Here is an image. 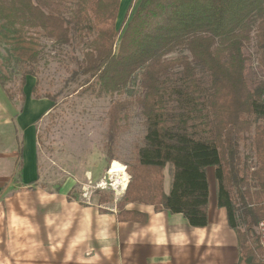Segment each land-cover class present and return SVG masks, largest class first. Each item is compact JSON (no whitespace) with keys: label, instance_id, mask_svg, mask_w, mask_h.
I'll list each match as a JSON object with an SVG mask.
<instances>
[{"label":"trees","instance_id":"1","mask_svg":"<svg viewBox=\"0 0 264 264\" xmlns=\"http://www.w3.org/2000/svg\"><path fill=\"white\" fill-rule=\"evenodd\" d=\"M120 7L121 0H0V50L6 48L20 78L17 91L7 90L1 63L4 92L10 101L18 96L25 102L42 39L83 49L81 68L89 77L83 91L124 95L136 84L133 101H115L109 114L110 140L126 129L131 104L146 125L144 145L127 164L131 179L117 204L118 221L146 224L147 215L126 210L137 204L207 228L213 169L217 205L237 235V264H264L255 234L264 221V79L248 75L255 41L264 78V0H140L123 32L117 28ZM38 89L37 81L35 99L55 102ZM251 134L253 168L240 155Z\"/></svg>","mask_w":264,"mask_h":264},{"label":"rangeland","instance_id":"2","mask_svg":"<svg viewBox=\"0 0 264 264\" xmlns=\"http://www.w3.org/2000/svg\"><path fill=\"white\" fill-rule=\"evenodd\" d=\"M139 1L136 0L131 9L130 5L120 12L117 28L121 32L126 26V15L130 20ZM42 44L37 78H29L28 82L38 81L39 96L44 98L50 95L55 102L34 125L38 145L32 166H35L36 173L30 176L28 186H24L22 180L25 177L26 158L28 167L32 160L34 132L30 125L39 108L34 101L27 105L20 124L26 135L24 146L15 118L23 110L24 104L18 96L9 102L0 84V183L4 179L13 181L11 186H0V195L9 196L13 207L11 218L1 219L0 226L70 227L74 210L79 212L94 208L102 212L117 211V204L126 192L124 187H128L131 179L127 164L133 160L136 148L144 145L145 120L134 104L129 105L127 110V127L123 133L114 140L108 137L113 103L119 99L133 101V96L140 91L136 84L124 95L98 97L92 92L83 91L81 86L89 78L81 68L83 49L73 45L57 46L45 39H42ZM250 53L249 79H264L258 69L255 41ZM0 58L3 65L1 72L9 80L5 82V88L15 92L20 78L5 47L0 50ZM10 106L13 107L12 117L8 115ZM4 117H8L7 120L12 123L5 124ZM261 124L264 125V120ZM252 142L253 134L240 144L242 162L250 168L255 163ZM4 152L7 154H1ZM115 162L125 168L126 174L110 175ZM164 174L165 179L171 177V169L167 168ZM210 175L214 197L218 193V184L213 180V169ZM104 201L106 203L102 204ZM255 234H258V229Z\"/></svg>","mask_w":264,"mask_h":264},{"label":"crops","instance_id":"3","mask_svg":"<svg viewBox=\"0 0 264 264\" xmlns=\"http://www.w3.org/2000/svg\"><path fill=\"white\" fill-rule=\"evenodd\" d=\"M132 2L121 0L120 12ZM34 85L29 80L23 110L15 117L25 146L26 135L20 124L29 102L34 101L39 108L30 125L34 132V149L30 167L25 157L24 186L30 184V176L36 173L32 166L38 145L34 125L51 108L49 100L34 98ZM8 109L12 117L13 107ZM7 118L4 117L5 124H11ZM171 180V177L165 179L166 194L170 192ZM1 182L0 186H11L13 181ZM209 183L210 224L207 228H193L182 215L156 212L154 207L145 205L130 204L126 210L147 215L146 224L119 222L118 209L111 212L94 208L74 210L70 227L0 226V264H237L240 258L237 235L228 224L226 209L217 205L218 193L213 197L210 171ZM12 214L9 196L1 194L0 221L10 219Z\"/></svg>","mask_w":264,"mask_h":264},{"label":"bare ground","instance_id":"4","mask_svg":"<svg viewBox=\"0 0 264 264\" xmlns=\"http://www.w3.org/2000/svg\"><path fill=\"white\" fill-rule=\"evenodd\" d=\"M115 174H120L121 176L126 174L125 168L122 165L118 164L117 162L113 164L111 171H110V175H115ZM125 188H126V185L124 189Z\"/></svg>","mask_w":264,"mask_h":264},{"label":"built area","instance_id":"5","mask_svg":"<svg viewBox=\"0 0 264 264\" xmlns=\"http://www.w3.org/2000/svg\"><path fill=\"white\" fill-rule=\"evenodd\" d=\"M258 234L260 236L261 245L264 248V221H262L258 227Z\"/></svg>","mask_w":264,"mask_h":264}]
</instances>
